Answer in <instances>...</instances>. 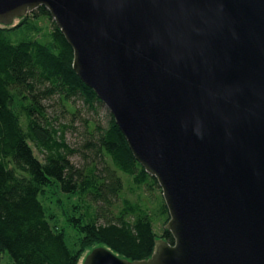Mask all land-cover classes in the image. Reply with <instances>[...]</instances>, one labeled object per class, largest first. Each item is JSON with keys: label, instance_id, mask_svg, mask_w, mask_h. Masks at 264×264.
Segmentation results:
<instances>
[{"label": "water", "instance_id": "water-1", "mask_svg": "<svg viewBox=\"0 0 264 264\" xmlns=\"http://www.w3.org/2000/svg\"><path fill=\"white\" fill-rule=\"evenodd\" d=\"M40 7L157 180L174 239L83 264H264V0H0V25Z\"/></svg>", "mask_w": 264, "mask_h": 264}, {"label": "trees", "instance_id": "trees-1", "mask_svg": "<svg viewBox=\"0 0 264 264\" xmlns=\"http://www.w3.org/2000/svg\"><path fill=\"white\" fill-rule=\"evenodd\" d=\"M19 22L0 25V264H79L97 246L130 261L149 259L157 240L174 243L157 180L110 113L107 123L85 118V149L71 147L50 107L78 115L81 104L98 114L103 104L74 72L73 49L44 7ZM49 190L77 199L67 215L76 249L44 205Z\"/></svg>", "mask_w": 264, "mask_h": 264}, {"label": "rangeland", "instance_id": "rangeland-1", "mask_svg": "<svg viewBox=\"0 0 264 264\" xmlns=\"http://www.w3.org/2000/svg\"><path fill=\"white\" fill-rule=\"evenodd\" d=\"M18 23H20L19 20H16L13 26L17 25ZM40 25L44 26L43 23ZM78 107L82 109L78 115H71L64 109L58 107V105L51 106L50 113L51 119L54 120L57 125H65L68 128L66 137L71 147L82 151L85 149L84 145L86 143L84 119L90 118L91 115H94V117L102 119L103 123H107V114L109 112L104 106L99 108L98 114H95L94 112L88 113L87 110L81 107V104H78ZM81 159V156L77 154L75 157H73L72 161L79 164L82 161ZM76 201L77 199L74 197L63 195L52 190H49L43 198L45 207L47 208L48 212L53 214L55 217L54 222L58 225V228L64 231L66 235V242L71 249H76L79 236L72 228L68 226L67 215L70 214L72 205ZM162 228L163 225L159 224L157 227V232L161 233ZM91 250L92 249H87L83 253L79 264H83L84 259ZM6 261L7 260L5 259L4 263H6Z\"/></svg>", "mask_w": 264, "mask_h": 264}]
</instances>
